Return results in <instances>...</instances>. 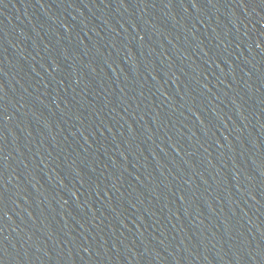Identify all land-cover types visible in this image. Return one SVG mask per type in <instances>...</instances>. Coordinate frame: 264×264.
<instances>
[{"label":"water","instance_id":"water-1","mask_svg":"<svg viewBox=\"0 0 264 264\" xmlns=\"http://www.w3.org/2000/svg\"><path fill=\"white\" fill-rule=\"evenodd\" d=\"M0 264H264V0H0Z\"/></svg>","mask_w":264,"mask_h":264}]
</instances>
